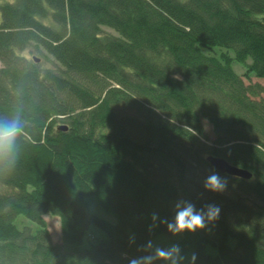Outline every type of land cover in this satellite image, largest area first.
<instances>
[{
    "label": "trees",
    "instance_id": "1",
    "mask_svg": "<svg viewBox=\"0 0 264 264\" xmlns=\"http://www.w3.org/2000/svg\"><path fill=\"white\" fill-rule=\"evenodd\" d=\"M0 10V117L19 109L28 124L14 171L0 177V264H128L160 241L179 243L183 264L192 252L195 264H264V85L246 82L264 79V0H16ZM29 47L56 66L29 59ZM208 155L253 176L223 174ZM214 171L228 192L205 190ZM178 199L214 203L220 217L174 238L160 221ZM91 225L107 237L86 248Z\"/></svg>",
    "mask_w": 264,
    "mask_h": 264
},
{
    "label": "clouds",
    "instance_id": "2",
    "mask_svg": "<svg viewBox=\"0 0 264 264\" xmlns=\"http://www.w3.org/2000/svg\"><path fill=\"white\" fill-rule=\"evenodd\" d=\"M174 79L180 76L174 75ZM27 121L19 109L14 110L9 116L0 117V177L10 175L19 160L21 154V141L26 136ZM227 177H222L218 172H212L204 180L203 187L211 192L222 193L227 190ZM221 209L214 203H205L197 206L191 200L178 199L173 204V216L171 220L163 219L160 223L167 226V230L173 235L185 232H196L206 229L209 224L215 222L220 217ZM153 224L149 225V230L157 227L155 221L159 219L158 213L151 215ZM135 242V237L131 238ZM143 248L152 249L151 241H148ZM179 243H173L167 248L155 247L154 252L133 257L128 264H155L157 260L164 261L165 264H183L186 257L182 254ZM188 259V264H195L197 254L192 252Z\"/></svg>",
    "mask_w": 264,
    "mask_h": 264
},
{
    "label": "rangeland",
    "instance_id": "3",
    "mask_svg": "<svg viewBox=\"0 0 264 264\" xmlns=\"http://www.w3.org/2000/svg\"><path fill=\"white\" fill-rule=\"evenodd\" d=\"M6 2H16V0H0V4L6 3ZM0 19H1V10H0ZM105 32L107 33H111L114 34L115 32L113 30H111L109 27H104ZM34 47H29V49H26L25 51H23V54L26 55L29 59L33 56L36 57H42V65L44 67H55L56 66V61L54 60V58L52 56H47V57H43L42 54L38 53L37 51L33 50ZM215 50H219L217 47H214ZM32 50V51H30ZM203 50L207 53V52H212L211 49L208 48H203ZM2 66L1 62H0V67ZM233 66L234 69L238 72V73H243L244 68L240 63L237 62H233ZM246 80V79H245ZM246 82H260L261 84L264 85V79H258L255 76L251 77L249 79L246 80ZM61 124V123H60ZM206 128L208 129V131H210L211 134V129H210V125L206 124ZM226 192H228V190H226ZM44 220L47 221L48 224V229L49 232L51 233V237H52V241L55 243H59L61 241V235H62V231H61V221L59 216L53 215L52 213L48 212L47 214H45L44 216ZM16 222L18 223V225L20 227L31 225L33 227H35V225L30 222L27 218H25L23 215H19L17 217ZM161 237H167L166 235L161 234ZM176 235H173L172 237L175 238ZM107 237L106 232L103 229H99L97 228L95 225H91L90 227V232L89 234L84 238V244L83 246L88 248L90 247L91 243H97L102 241V239H105ZM171 240L170 237H168ZM167 239V238H166ZM164 239V240H166ZM159 246L162 248H167V245L160 241L159 242Z\"/></svg>",
    "mask_w": 264,
    "mask_h": 264
},
{
    "label": "water",
    "instance_id": "4",
    "mask_svg": "<svg viewBox=\"0 0 264 264\" xmlns=\"http://www.w3.org/2000/svg\"><path fill=\"white\" fill-rule=\"evenodd\" d=\"M36 58V61L39 62V58ZM68 128V125H60L59 129L60 130H66ZM207 161L210 162V164L212 165V167L223 173V174H228L234 177H239L242 178L244 180H248L253 176V173L250 169H245L242 168L240 166H235L233 165L231 162H229L228 160H225L224 158L220 157V156H213V155H208L206 157Z\"/></svg>",
    "mask_w": 264,
    "mask_h": 264
}]
</instances>
